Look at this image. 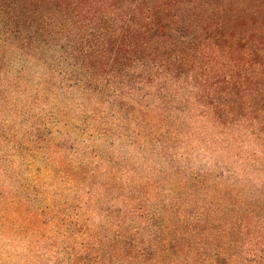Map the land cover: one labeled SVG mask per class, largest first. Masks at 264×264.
Wrapping results in <instances>:
<instances>
[{"label":"rangeland","instance_id":"1","mask_svg":"<svg viewBox=\"0 0 264 264\" xmlns=\"http://www.w3.org/2000/svg\"><path fill=\"white\" fill-rule=\"evenodd\" d=\"M28 22L0 12V264H264L257 93Z\"/></svg>","mask_w":264,"mask_h":264},{"label":"trees","instance_id":"2","mask_svg":"<svg viewBox=\"0 0 264 264\" xmlns=\"http://www.w3.org/2000/svg\"><path fill=\"white\" fill-rule=\"evenodd\" d=\"M0 12L17 26H96L116 63L205 77L235 105L254 90L264 107V0H0Z\"/></svg>","mask_w":264,"mask_h":264}]
</instances>
